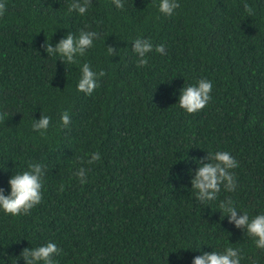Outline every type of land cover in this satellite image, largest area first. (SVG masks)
Wrapping results in <instances>:
<instances>
[{"label":"trees","instance_id":"trees-1","mask_svg":"<svg viewBox=\"0 0 264 264\" xmlns=\"http://www.w3.org/2000/svg\"><path fill=\"white\" fill-rule=\"evenodd\" d=\"M3 2L0 188L8 195L9 178L30 163L46 171L29 214L0 210V264H24L23 248L49 241L62 249L56 264H192L227 247L242 250L241 264H264V250L219 209L230 197L241 212L264 213V0H178L172 16L159 0H123V9L92 0L83 16L68 11L72 0ZM81 30L99 35L75 65L44 51L45 38L55 47ZM136 38L166 54L153 50L138 67ZM85 62L105 72L91 95L77 90ZM200 78L212 99L189 114L180 90ZM41 115L51 117L44 135L32 128ZM97 151L99 161L81 163ZM216 151L238 161L237 187L201 203L191 179ZM80 167L90 169L86 184Z\"/></svg>","mask_w":264,"mask_h":264},{"label":"clouds","instance_id":"clouds-1","mask_svg":"<svg viewBox=\"0 0 264 264\" xmlns=\"http://www.w3.org/2000/svg\"><path fill=\"white\" fill-rule=\"evenodd\" d=\"M113 4L119 8H124L123 0H112ZM92 0H72L69 5V12H77L79 15H85ZM178 0H159L158 10L165 16H172L174 11L179 8ZM247 16H253L254 10L248 4L243 5ZM6 10V4L0 0V16H3ZM96 31L81 30L78 35L68 33L64 38L53 47L50 38H45L42 45L48 56L59 57L61 62L75 65L79 57L86 55L92 48L94 39L98 38ZM155 50L161 55L166 54L164 44L154 45L150 39L136 38L133 41L132 51L137 56V66L142 67L148 64L147 54ZM110 55H115L112 47H107ZM81 76L77 84V90L86 95H91L99 86L98 77L105 75L104 71L95 72L89 63L85 62L81 66ZM212 82L206 78H200L195 84H189L182 87L178 98L179 106L187 113L193 114L204 109L212 99ZM8 113H0V121H4ZM62 127H67L71 123V117L68 111L60 115ZM51 124V117L41 115L39 120L32 123V128L41 135L46 134ZM82 164H93L101 159L100 153L93 152L86 161L80 158ZM205 163H200L195 175L191 179V188L196 190L195 197L201 203L216 201L221 188L228 192L236 190L237 182L235 173L232 169L238 167V161L228 151H216L209 153ZM46 166L30 163L28 170L14 173L8 180L10 192L3 194L0 188V210L12 216L29 214L30 210L38 205L42 199L43 178L45 176ZM90 169L80 167L74 175L81 184H86L87 173ZM64 185H60V191H63ZM219 209L228 215L229 221L234 223L237 228L254 238V244L258 249L264 250V213L250 216L247 211L241 212L235 206L230 197L219 201ZM238 211L241 213L238 215ZM62 249L55 242H47L37 247H25L21 250L18 258H23L24 264H56L53 259L61 253ZM244 258L242 250L234 247H227L222 252L211 251L193 258L192 264H241ZM251 264H257L253 259Z\"/></svg>","mask_w":264,"mask_h":264}]
</instances>
